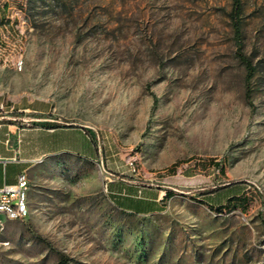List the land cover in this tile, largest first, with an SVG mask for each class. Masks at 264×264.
<instances>
[{"label":"rangeland","instance_id":"obj_1","mask_svg":"<svg viewBox=\"0 0 264 264\" xmlns=\"http://www.w3.org/2000/svg\"><path fill=\"white\" fill-rule=\"evenodd\" d=\"M241 1L248 82L232 0H0V120L80 124L102 158L32 168L0 264H264V0ZM31 101L48 112L4 111ZM107 158L171 196L117 209Z\"/></svg>","mask_w":264,"mask_h":264},{"label":"crops","instance_id":"obj_2","mask_svg":"<svg viewBox=\"0 0 264 264\" xmlns=\"http://www.w3.org/2000/svg\"><path fill=\"white\" fill-rule=\"evenodd\" d=\"M1 16L0 14V22L5 20ZM10 107L11 111L8 110ZM5 108L6 113L48 112L45 104L35 101L10 104ZM4 117L0 120V187L15 184L21 174H24L29 182L32 168L52 155L69 153L93 161L102 159L98 156L89 133L80 124L22 125L12 115ZM105 161V193L117 209L142 215L161 209L166 198L164 194L170 190H162L152 184H140L134 178L115 175L116 172H125L122 165L113 159L107 158ZM119 168L122 170L119 171Z\"/></svg>","mask_w":264,"mask_h":264},{"label":"built area","instance_id":"obj_3","mask_svg":"<svg viewBox=\"0 0 264 264\" xmlns=\"http://www.w3.org/2000/svg\"><path fill=\"white\" fill-rule=\"evenodd\" d=\"M0 109H4L2 103H0ZM8 110L11 111L12 107ZM28 187L24 174L19 175L15 184L0 187V209L4 210V217H0V228L3 227L4 218L23 220L27 217L25 198H27Z\"/></svg>","mask_w":264,"mask_h":264},{"label":"trees","instance_id":"obj_4","mask_svg":"<svg viewBox=\"0 0 264 264\" xmlns=\"http://www.w3.org/2000/svg\"><path fill=\"white\" fill-rule=\"evenodd\" d=\"M242 11V1L241 0H232V6L231 10L229 13V17L234 29V34H235V41H236V54L239 57V59L245 64L246 66V82L249 81V78L251 77V74L253 72V67L251 65V61L244 55L242 52V42L240 39V33H241V23H240V15ZM3 20L0 22L2 23ZM245 100L246 103L250 106V109L253 110V103L251 101V96H250V90L246 86L245 89ZM153 104L151 106V109L154 108V103H155V98L153 99ZM210 163H212L219 171L224 170V163L222 161H215L213 159L209 160ZM177 162L173 163L170 167V169H173V166L175 167ZM171 194L169 191H166L164 194V197H170Z\"/></svg>","mask_w":264,"mask_h":264},{"label":"bare ground","instance_id":"obj_5","mask_svg":"<svg viewBox=\"0 0 264 264\" xmlns=\"http://www.w3.org/2000/svg\"><path fill=\"white\" fill-rule=\"evenodd\" d=\"M133 168V167H132ZM134 170V168H133ZM25 206H26V213L28 215V205H27V198H25ZM0 217H4V210L0 209Z\"/></svg>","mask_w":264,"mask_h":264}]
</instances>
